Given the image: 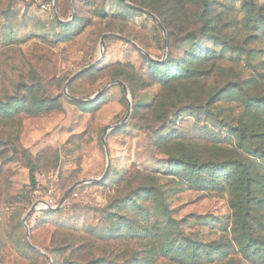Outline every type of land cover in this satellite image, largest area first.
Segmentation results:
<instances>
[{"label": "rangeland", "instance_id": "obj_1", "mask_svg": "<svg viewBox=\"0 0 264 264\" xmlns=\"http://www.w3.org/2000/svg\"><path fill=\"white\" fill-rule=\"evenodd\" d=\"M125 1L0 0V264H264V0Z\"/></svg>", "mask_w": 264, "mask_h": 264}, {"label": "water", "instance_id": "obj_2", "mask_svg": "<svg viewBox=\"0 0 264 264\" xmlns=\"http://www.w3.org/2000/svg\"><path fill=\"white\" fill-rule=\"evenodd\" d=\"M122 2H124V3H126V4H128V5H130V6H132L133 8H135V9H137V10H139V11H142V12H144L145 14H147L150 18H152L153 20H155L156 22H157V24H158V26L163 30V27H162V25L158 22V20H157V18L154 16V14H152L150 11H148V10H146V9H144V8H141V7H138V6H134V5H131V4H129L127 1H125V0H121ZM108 36H115V37H117V38H119V39H122V40H125L126 42H129V43H131L132 45H134V46H136V44L134 43V42H132L129 38H127V37H125V36H122V35H120V34H114V33H105V34H103L102 36H101V39H100V47H101V54H100V56H99V58L96 60V62L95 63H97V62H99L101 59H102V56H103V53H104V40H105V38L106 37H108ZM164 47H166V45H167V39H166V37L164 38ZM137 47V46H136ZM139 50H141L139 47H137ZM166 50V49H165ZM150 60H152V61H155V59H153L152 57H150L146 52H144L143 50H141ZM164 53H165V51H164ZM94 63V64H95ZM93 65V64H92ZM89 67H91V66H88V67H86L85 69H87V68H89ZM77 74H75V75H73L71 78H69L66 82H65V84H64V86H63V93H64V95L66 96V97H68V98H70V99H72V100H76V101H91V100H94V99H96L98 96H100L109 86H111V84H117V85H120V87H121V90H122V92H123V94H124V96L126 97V99H127V109H126V114H125V116H124V118H123V120H122V122H125L126 121V119H127V117H128V114H129V112H130V107H131V102H130V100H129V98H128V89H127V86H126V84L124 83V82H122V81H120V80H116L114 83H111V84H107V85H105V86H103L102 88H100L93 96H91V97H89V98H87V99H82V98H79V97H75V96H72V95H70L69 93H68V84H69V82H70V80L72 79V78H74L75 76H76ZM113 126H111V127H109L108 129H111ZM107 129V130H108ZM107 130H105V132H104V136H105V134H106V132H107ZM103 145L105 146V150H106V159H107V166H106V169H105V172L107 171V169H108V167H109V156H108V151H107V147H106V143H105V140H104V138H103ZM104 175V174H103ZM103 177V176H102ZM101 177V178H102ZM101 178H97V179H93V180H88V179H84V180H78V181H76V182H74L73 184H71L70 185V187L66 190V192L64 193V195H63V197H62V199L60 200V202L56 205V206H54V207H51V206H49L48 205V203L46 202V201H44V200H37V201H35V202H33L32 204H31V206L29 207V209L27 210V212L25 213V215L23 216V219H22V224H23V226H24V228H25V231H26V240H27V243L29 244V245H31L30 244V242H29V239H28V236H27V233H28V228H27V224H26V219H27V217L33 212V210L36 208V207H42V208H45V209H50V210H53V209H57V208H59L60 207V205H61V203H62V201H63V199L65 198V197H67L71 192H72V190L75 188V187H77L78 185H80V184H83V183H88V182H93V181H97V180H100ZM32 246V245H31ZM33 248H35L38 252H40L41 254H43V256H45L46 258H48V256H47V254H45L44 252H42L41 250H39V249H37L36 247H34V246H32ZM49 259V258H48ZM50 260V259H49Z\"/></svg>", "mask_w": 264, "mask_h": 264}, {"label": "trees", "instance_id": "obj_3", "mask_svg": "<svg viewBox=\"0 0 264 264\" xmlns=\"http://www.w3.org/2000/svg\"><path fill=\"white\" fill-rule=\"evenodd\" d=\"M121 1V0H120ZM152 64L154 65V66H157V65H159V63L158 62H152Z\"/></svg>", "mask_w": 264, "mask_h": 264}]
</instances>
